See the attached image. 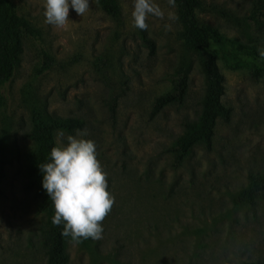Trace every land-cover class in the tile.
<instances>
[{
    "label": "rangeland",
    "instance_id": "obj_1",
    "mask_svg": "<svg viewBox=\"0 0 264 264\" xmlns=\"http://www.w3.org/2000/svg\"><path fill=\"white\" fill-rule=\"evenodd\" d=\"M14 1L38 34L24 36L14 76L0 83V264L47 263L41 197L27 188L35 110L85 120L83 129L56 135L68 156L63 171L108 207L86 218L95 239L71 242L69 264H246L264 257V194L256 204L237 201L249 175L264 173V68L246 49L264 58L250 20L255 0H201L200 21L235 42L212 44L226 77L223 102L233 112L228 123L218 122L211 150L195 145L181 163L171 148L185 122L200 115L207 74L206 53L185 42L174 0H119L118 16L99 0ZM184 66V103L153 116L156 99Z\"/></svg>",
    "mask_w": 264,
    "mask_h": 264
},
{
    "label": "trees",
    "instance_id": "obj_2",
    "mask_svg": "<svg viewBox=\"0 0 264 264\" xmlns=\"http://www.w3.org/2000/svg\"><path fill=\"white\" fill-rule=\"evenodd\" d=\"M184 27L185 42L194 50L205 52L203 67L207 74V86L203 97L200 115L195 121L185 122V133L178 138L171 150L177 163H181L193 150L202 144L211 150L220 120L228 123L233 108L223 102L226 77L218 65V56L212 48L213 40L221 45L235 43L222 36L217 29L202 23L197 15L201 0H174ZM100 5L113 16L121 13L119 0H99ZM254 34L264 40V0H255L250 16ZM38 34L30 20L20 14L14 0H0V83L9 81L21 61L24 50V36ZM151 52L155 51L153 40L144 36ZM249 50L253 60H258L264 68V58ZM46 66L50 56L44 53ZM260 68L253 66V73ZM190 82V67L181 68L178 79L171 90L159 96L154 104L152 115L159 114L165 107L184 103ZM115 113V109L113 110ZM33 125L28 135L33 139L35 148L30 154L31 166L27 188L35 190L41 197L39 211L46 217L43 231V245L46 264H69L68 251L71 242L88 244L95 239L96 232L87 223L88 216L103 214L108 207L90 199L88 192L81 186L69 183L63 171L68 160L67 153L56 142L57 133H74L85 127V120L76 116H61L42 110H35ZM3 144L0 140V196L2 183L6 177L3 161ZM264 194V173L249 175L248 185L239 194V203L256 204V199ZM246 264H264V257Z\"/></svg>",
    "mask_w": 264,
    "mask_h": 264
}]
</instances>
